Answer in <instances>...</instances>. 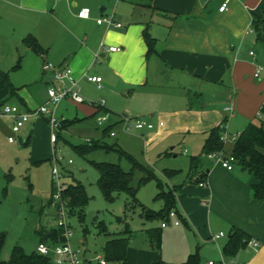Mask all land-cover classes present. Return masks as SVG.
Here are the masks:
<instances>
[{
    "label": "crops",
    "instance_id": "1",
    "mask_svg": "<svg viewBox=\"0 0 264 264\" xmlns=\"http://www.w3.org/2000/svg\"><path fill=\"white\" fill-rule=\"evenodd\" d=\"M225 1L0 0V52L22 53V69L29 59L30 79H35L26 80L20 87L12 83L1 86L0 106L14 102L21 111L29 112L45 104L53 82L52 75H44L42 69L47 61L72 70L83 96L107 112L105 126H121L124 116L112 111L114 97H127L137 102V115L152 122L154 129L152 119L157 114L164 117L166 123L159 130L167 136L175 132L197 135L203 149L210 131L222 125L226 140L229 130L256 122L264 104V88L255 81L262 80L264 72V58L255 50L264 44V27L261 39L253 31V14L263 16L264 0H229L226 10L220 12ZM82 9L90 12V18L79 16ZM111 15L122 23L121 28L97 23ZM145 32L155 39L152 53ZM29 36L37 39L44 54H36L24 44ZM102 43L120 51L102 50ZM258 68L262 71L256 78ZM92 76L102 81H89ZM34 83L37 86L32 89ZM65 102L76 104L67 100L61 104ZM228 107L232 111H227ZM85 111L93 116L97 110L91 104ZM1 115L0 132L9 138L12 129L4 120L13 124V119ZM230 155L204 156L197 169L189 170V177H197L198 188L192 181L174 186L183 194L176 196V210L185 225L184 233L191 238L186 247L176 251L178 264H186L197 251L199 264L223 260L264 264V201L252 195L251 185L257 180L250 172L237 164L232 171L222 166L221 160ZM237 230L259 246L254 249L247 244L235 256H227L224 247ZM221 232L225 237L212 241ZM75 249L86 258L95 257L88 249ZM150 261L144 256L137 264H153Z\"/></svg>",
    "mask_w": 264,
    "mask_h": 264
},
{
    "label": "rangeland",
    "instance_id": "2",
    "mask_svg": "<svg viewBox=\"0 0 264 264\" xmlns=\"http://www.w3.org/2000/svg\"><path fill=\"white\" fill-rule=\"evenodd\" d=\"M255 50L264 58V44L260 49L256 48ZM22 56V53L19 55L17 52L12 53L6 50L0 52V71L7 74L9 80L8 83H5L0 75V94L2 93L1 86H9L12 83L20 87L28 79L35 82V79H30L33 73L31 74L30 71L32 64L29 59L22 69L24 64ZM262 65L264 68V61ZM44 75H49V73L44 72ZM261 78L262 80L255 81L262 83L264 88V72L261 73ZM41 82V80L38 81V84ZM36 86L37 83H34L30 87L34 89ZM84 99L86 103L81 105L65 102L55 108V115L59 120L76 121L79 118L82 120L68 129L59 130L55 134L58 138L56 144L52 143L54 131L46 119L27 124L16 135L12 132L11 136L16 138L14 143H10L8 136L0 132V233L6 234L4 257L10 255L15 247H21L27 254L37 253V244H39L40 238L36 229L43 227L49 230L57 227L60 220L59 213L54 205L48 204L54 184L53 168L57 166L63 175L59 179L60 185L66 187L79 181L86 187L90 198L89 204L84 209V221L80 220L78 214L72 216L67 209L65 210V218L73 234L70 244L74 249L78 247L88 249L93 255H99L106 259L104 248L107 242L112 238L121 237L128 240L127 259L129 262L127 261L126 264H130V262L137 264L138 260L144 256L153 264H158L161 259L163 260L162 264H178L176 251L179 247H186L191 239L184 233L185 225L182 220L178 217L181 222L180 227L163 230V248L162 253L159 254L151 246L147 230L160 227L162 220L143 218L139 206L128 205L131 199L126 193L117 194L115 203H108L97 185L100 174L90 163L95 161L120 164L125 171H130L132 166L128 159L121 157L116 151L107 152L105 150H96L90 155L81 156L76 152L74 146L85 143L116 144L138 163L149 167L155 173V177L141 187L137 199L144 206L159 211L163 203L154 199L159 193L160 184L165 191L173 189L174 186L179 188L191 181L195 188L199 187V184L196 183L197 177H193V175L189 177L188 173L191 159L200 156L202 152V140L197 135L180 132L167 136L159 130L162 127L160 123L165 124L166 119L160 118L158 114L152 119L156 123L153 130L139 131L133 128L131 132L126 133L119 125L110 131H115L117 137H103V129H99L97 117L93 118L90 113H86L85 109L91 107V103L88 102L89 99L87 100L85 97ZM8 104H14V102ZM3 106L4 104L0 106V109L3 110ZM138 109L135 100L129 101L127 97H114L112 111L118 115L133 119H146L137 115ZM101 115L108 116L107 114ZM1 117L7 119V116L1 115ZM4 121L6 126L8 125L12 129V122ZM247 124L241 126L239 130L228 131L227 154L232 152V137L243 132ZM110 125L113 124L109 123L106 127ZM30 134L32 136L31 143L29 146H25L24 142ZM55 148L61 151L57 157ZM185 150H188L187 153ZM70 160L72 163L69 162ZM166 170H175L179 174L169 178L165 175ZM141 177L142 174L137 172L133 186L138 185ZM176 196L178 198L183 196L182 191L177 190ZM100 223H103L107 228V233L101 231ZM108 264H125V262L108 261Z\"/></svg>",
    "mask_w": 264,
    "mask_h": 264
},
{
    "label": "trees",
    "instance_id": "3",
    "mask_svg": "<svg viewBox=\"0 0 264 264\" xmlns=\"http://www.w3.org/2000/svg\"><path fill=\"white\" fill-rule=\"evenodd\" d=\"M264 27V14L262 17H258L253 14V28L257 34V38H262V31ZM145 38L149 46V53L155 50V39H153L148 32H145ZM24 44L29 47L36 54H44L43 48L38 43L37 39L33 36H29L24 40ZM0 75L3 77L4 82L7 83L8 75L0 71ZM96 108V113L92 117H98L101 114H107L106 111L99 105L91 103ZM79 122L76 121H63L61 129H68L73 124ZM118 123L104 127L102 130V136H110L111 130L116 128ZM103 127V126H102ZM224 126H218L212 129L205 140L202 153L200 156L191 159L190 171H194L200 165L204 156L224 155L226 153V140L223 137ZM235 138V139H234ZM233 138V150L231 155L235 157L236 164L242 169L247 170L256 178L257 182L251 185L252 195L255 199L264 201V104L259 110V114L256 122L250 123L242 133ZM31 137L25 142V146L30 145ZM76 152L81 156L90 155L96 150L116 151L121 157H126L131 164V170L125 171L120 164L95 162L90 163L98 170L100 176L97 181L105 200L113 204L116 201V195L119 193H126L131 202L128 204L139 206L141 209V216L147 220L160 219L167 220L171 211H176V192L175 187L171 190L165 191L163 186L159 185V193L155 197V201H161L163 208L159 211H155L144 206L137 199V195L142 186L147 184L155 177V173L149 168L138 163L131 155H129L118 145L108 144H90L85 143L80 146H74ZM141 173L142 177L138 181V185L135 187L133 183L135 181L136 173ZM175 174H178L175 170H166L165 175L169 178H173ZM11 181V178H9ZM55 192V185H52V196L49 201V205L52 204L53 195ZM62 200L65 208L73 216L78 214L80 220L84 221L85 214L84 209L89 204L90 198L87 193L86 187L79 181H75L65 187L62 192ZM178 213V212H177ZM99 228L103 233H107V228L103 223L99 224ZM128 231V230H127ZM129 232V231H128ZM40 242L48 243L49 245H57L64 243L63 229L54 227L52 229L41 228L37 231ZM148 239L159 253L162 251L163 244V229L161 227H155L147 230ZM248 241L244 234L240 231L232 233L228 244L224 247V253L227 256H235L239 250L248 244ZM6 243V234L0 233V264H53L51 258H46L40 254L33 252L27 254L21 247H15L12 253L9 255V259L4 257V247ZM105 258L107 261L114 263H122L127 260L128 252V240L125 238H112L109 240L104 248ZM200 256L199 251L191 254L186 264H199ZM158 264H162L160 261Z\"/></svg>",
    "mask_w": 264,
    "mask_h": 264
},
{
    "label": "built area",
    "instance_id": "4",
    "mask_svg": "<svg viewBox=\"0 0 264 264\" xmlns=\"http://www.w3.org/2000/svg\"><path fill=\"white\" fill-rule=\"evenodd\" d=\"M229 0L225 1L220 7L219 11L224 12L227 8ZM79 16L84 19L90 18V12L86 9H82L79 12ZM98 24L106 23L110 26H115L117 28L122 27V23L117 22L113 15L106 16L97 21ZM101 49L109 52H118L120 48L118 47H109L106 48L105 45L101 44ZM253 55V52L251 53ZM42 69L45 73H49L53 77V82L48 87V101L41 105L40 107L29 111L23 112L20 107L13 104H5L3 106L2 115L11 117L13 119L12 132L14 135L19 133L23 127L29 123H36L40 120L46 119L51 126L54 134L52 135V143L56 144L58 138L55 135L59 130H61L62 122L64 119L59 120L55 115V108L58 107L63 101H71L76 104H83L86 102L84 97L81 95V91L78 88L77 81L72 77V70L68 68H62L56 66L53 63L45 61ZM262 69L258 68L255 77L259 78ZM88 80L91 82L100 83L102 81L101 77H88ZM101 106V104H96ZM227 111H232L231 107L226 108ZM98 123L100 126H105L108 118L105 115H100L97 117ZM164 124L161 122L160 126ZM121 126L124 132L129 133L133 128L137 130L154 129V124L150 121H146L140 118L133 119L127 116L121 118ZM117 133L115 131L111 132V137H116ZM235 139V138H234ZM10 143H14L16 138L10 136L8 138ZM87 142H90L87 140ZM58 153H61L60 150L55 148V155L57 157ZM186 153V151H185ZM56 161L57 158H56ZM72 163V160L69 161ZM222 166L229 171H232L236 164V159L234 156L230 155L225 159L221 160ZM62 173L57 166L53 168V180L55 185V192L53 195L52 205L59 213L60 220L57 223V228L63 229L64 243L57 245H49L45 242H40L37 246V253L43 257L51 258L53 264H107L106 260L101 256H95L93 258H86L84 253L80 249H74L71 244V238L73 237L71 228L67 224L65 218V205L62 200V192L65 189L64 185H60L59 179L62 177ZM56 181V182H55ZM200 186H205V183H201ZM181 222L178 220V213L176 211H171L167 220L163 221L161 227L163 229L168 228L172 225L179 226ZM225 237L223 232L216 234L212 237V241H216L219 238ZM248 245L256 249L259 246V243L255 240L248 241ZM210 264H215L210 262ZM218 264H236L234 260L221 261Z\"/></svg>",
    "mask_w": 264,
    "mask_h": 264
},
{
    "label": "water",
    "instance_id": "5",
    "mask_svg": "<svg viewBox=\"0 0 264 264\" xmlns=\"http://www.w3.org/2000/svg\"><path fill=\"white\" fill-rule=\"evenodd\" d=\"M9 257H10V256H9V255H7V256L5 257V259H6V260H8V259H9Z\"/></svg>",
    "mask_w": 264,
    "mask_h": 264
}]
</instances>
